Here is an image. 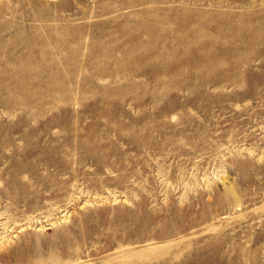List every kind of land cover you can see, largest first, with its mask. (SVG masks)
Listing matches in <instances>:
<instances>
[{
	"label": "rangeland",
	"instance_id": "374dc122",
	"mask_svg": "<svg viewBox=\"0 0 264 264\" xmlns=\"http://www.w3.org/2000/svg\"><path fill=\"white\" fill-rule=\"evenodd\" d=\"M0 264H264V0H0Z\"/></svg>",
	"mask_w": 264,
	"mask_h": 264
}]
</instances>
